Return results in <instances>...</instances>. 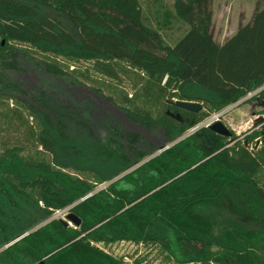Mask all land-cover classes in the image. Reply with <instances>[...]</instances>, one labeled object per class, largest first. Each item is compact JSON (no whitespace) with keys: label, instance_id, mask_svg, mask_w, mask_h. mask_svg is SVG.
<instances>
[{"label":"trees","instance_id":"obj_1","mask_svg":"<svg viewBox=\"0 0 264 264\" xmlns=\"http://www.w3.org/2000/svg\"><path fill=\"white\" fill-rule=\"evenodd\" d=\"M211 1L0 0V264H124L98 245L121 240L179 264H264V120L243 138L200 127L96 191L102 163L120 173L264 85V6L219 44ZM74 203L79 225L33 230Z\"/></svg>","mask_w":264,"mask_h":264},{"label":"rangeland","instance_id":"obj_2","mask_svg":"<svg viewBox=\"0 0 264 264\" xmlns=\"http://www.w3.org/2000/svg\"><path fill=\"white\" fill-rule=\"evenodd\" d=\"M152 1L153 0H141L144 8H147L148 5H152ZM163 1L170 8L173 7L174 0H163ZM263 6H264V0H212L210 3V9L212 11L211 25L209 28L210 34L212 35V37L215 39L216 42L218 43L225 42L242 25L249 22L253 18L254 14ZM187 27L188 26L185 23L181 21H176L173 29L163 32L164 40L167 43H174L182 35L183 31ZM87 65H88L87 62H81L80 64V66L82 67ZM93 76L101 81H104L105 83L109 82L117 88H121L122 86V88H126L130 92L129 86L127 84L120 86V84H118L117 82L111 81L110 79L101 76L99 74H93ZM199 94L195 93L193 95L197 96ZM217 114H220L218 118L230 130L235 132V134H237L240 138H243L245 134L249 133L252 130L255 123H259L262 120H264V85L256 89L255 91L250 92L249 94L242 97L237 102L229 105L222 111L212 114L209 118L203 121L200 124V126L207 127L210 124L209 119ZM117 115H119L118 116L119 121L125 126L127 130L142 132V130H139V128L133 126L129 121H127L122 114H117ZM66 123L68 124L67 135L71 136L73 141H75L76 143L84 142L85 136L83 132H86L84 130L85 126H83L81 123H76L75 121H72L71 119L68 118H66ZM194 131L195 130H190L186 134L176 135L173 141L168 142L166 146L170 147L183 141V139H185L186 136L190 135ZM14 135H15L14 133H11V136ZM147 136L148 137H146L147 141L144 145V148L148 149L153 141L158 140V138H155V136L158 135L148 134ZM5 137H6L5 134L1 133L0 141L4 140ZM128 148L129 145L125 143L124 145V151L126 152L125 154H127V156L129 157H132ZM164 148L159 150L157 149L156 151L149 154L147 158L136 162L135 164H133L132 166H130L129 168L125 169L120 173L118 171L119 169L116 170V166L114 164L110 162L102 163L101 169L103 170V174L107 178V180L104 183L99 184L96 188V191L108 187L111 183L122 178L125 174L133 172L149 158H153L161 154V152L165 150ZM67 171L73 175L76 174L74 170H72V168L67 169ZM185 172L187 171H184L182 174H184ZM90 195H92V193L87 194L80 200H83ZM228 201L229 200L226 199L223 202V205L218 206L219 212L216 213L217 218L221 219L228 217L229 214L228 212H226V208H227L226 204L229 203ZM75 204L76 203L69 205L63 209L55 211L52 217L40 223L38 226L33 228V230L42 225H45L53 218H60L62 221L66 220L67 214L70 213V209ZM63 210H65V212H63ZM68 225L74 226L73 223H69ZM98 245L104 248L105 251L111 254L112 256H115L116 258H122L124 264H137L136 260L140 261L139 264H179L177 262H174V259L172 260L167 259L166 253H164L159 247L153 245H145L142 243L138 244L129 240H121L114 243H110L108 245L99 243ZM187 264H193V263L190 262ZM195 264H199V263H195ZM211 264H215V263H211Z\"/></svg>","mask_w":264,"mask_h":264},{"label":"water","instance_id":"obj_3","mask_svg":"<svg viewBox=\"0 0 264 264\" xmlns=\"http://www.w3.org/2000/svg\"><path fill=\"white\" fill-rule=\"evenodd\" d=\"M176 107L181 108L183 110L189 111V112H198L202 109V104L196 101H184V100H176V101H171ZM218 116L220 114H217ZM201 126H197L195 128H193L192 130H196L198 128H200ZM209 129L213 132H215L216 134L222 135V136H226L229 137L232 135V131L219 119L216 118V120H214L212 123H210L208 125ZM169 148V146H166L164 149ZM63 222L68 225L69 223H73L75 225H79L80 224V219L72 212L68 213L66 216V220H63ZM28 233H25L23 236L27 235ZM21 236V237H23ZM21 237H19L18 239H20ZM18 239H16L15 241H17ZM15 241L7 244L5 247H8L9 245H11L12 243H14Z\"/></svg>","mask_w":264,"mask_h":264},{"label":"built area","instance_id":"obj_4","mask_svg":"<svg viewBox=\"0 0 264 264\" xmlns=\"http://www.w3.org/2000/svg\"><path fill=\"white\" fill-rule=\"evenodd\" d=\"M216 118H218V115H215L214 117L210 118L209 123H212ZM65 210H63V212H65Z\"/></svg>","mask_w":264,"mask_h":264},{"label":"crops","instance_id":"obj_5","mask_svg":"<svg viewBox=\"0 0 264 264\" xmlns=\"http://www.w3.org/2000/svg\"><path fill=\"white\" fill-rule=\"evenodd\" d=\"M218 43V42H217ZM219 44H222V43H219Z\"/></svg>","mask_w":264,"mask_h":264}]
</instances>
